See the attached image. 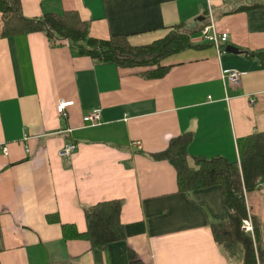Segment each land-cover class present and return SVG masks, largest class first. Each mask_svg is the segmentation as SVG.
Listing matches in <instances>:
<instances>
[{
	"label": "crops",
	"instance_id": "1",
	"mask_svg": "<svg viewBox=\"0 0 264 264\" xmlns=\"http://www.w3.org/2000/svg\"><path fill=\"white\" fill-rule=\"evenodd\" d=\"M245 0H21L25 17L76 12L90 36L127 37L145 46L180 25L210 23L243 53L215 47L167 57L160 78L54 47L44 33L0 39V264H240L219 246L212 225L230 211L223 189L179 191L176 168L154 157L192 135L191 157L241 163L247 137L264 133V10L236 13ZM205 26V27H206ZM196 45H208L201 34ZM225 49V47H224ZM226 70L243 74L240 85ZM60 101L74 102L63 117ZM100 111L97 126L85 117ZM76 151L67 158V144ZM135 143H140L138 149ZM7 149V153L4 152ZM122 201L125 241L107 250L65 240L63 225L85 233L84 211ZM264 232V188L247 196Z\"/></svg>",
	"mask_w": 264,
	"mask_h": 264
},
{
	"label": "trees",
	"instance_id": "2",
	"mask_svg": "<svg viewBox=\"0 0 264 264\" xmlns=\"http://www.w3.org/2000/svg\"><path fill=\"white\" fill-rule=\"evenodd\" d=\"M236 13L263 9L264 0H245ZM206 26V25H205ZM191 30L186 25L175 27L169 34L152 44L133 46L127 37L113 36L108 40L90 36V23L83 21L76 12L48 13L41 17L24 16L21 0H0V39L33 33H44L52 46L65 43L80 56L90 57L102 64H115L121 68H148L147 77H163L168 68L161 65L167 57L186 50L201 49L192 38L205 28ZM226 47V46H225ZM223 51V50H222ZM250 58L264 63V50L245 52ZM192 135L173 139L162 153L154 155L169 161L177 170L179 191L192 192L220 186L230 211L227 219L212 225L216 243L240 264H264V232L260 217L249 210L247 196L260 190L264 181V133L247 137L241 163L224 157H191L188 147ZM123 202H101L84 211L87 224L85 233L74 225H63L65 240L84 239L94 249L105 251L110 246L125 241V226L121 222ZM251 220L254 238L243 231L245 221ZM120 264H142L135 253L128 249L121 255Z\"/></svg>",
	"mask_w": 264,
	"mask_h": 264
},
{
	"label": "built area",
	"instance_id": "3",
	"mask_svg": "<svg viewBox=\"0 0 264 264\" xmlns=\"http://www.w3.org/2000/svg\"><path fill=\"white\" fill-rule=\"evenodd\" d=\"M209 19H210L209 25L206 26L201 32L202 39L204 42L211 44L213 47H215L218 51H220L221 54H224L225 53L224 47L228 42V35L227 33L218 32L214 22L213 13L211 10H209ZM242 76L243 74L236 70H226L223 72L222 75L224 80H228L233 85H240L242 82ZM73 105L74 102L60 101L57 105V111L59 115L63 117H67L68 116L67 109ZM84 120L85 122L90 123L92 126L99 125L101 121L100 111H94L90 115L86 116ZM135 146L138 149L142 148L140 143H135ZM76 149H77L76 145L69 143L65 146V148L61 152V156L64 158L70 157L76 151ZM3 150L5 153H7L6 148H4ZM259 188L260 189L264 188V181L260 183ZM242 229L245 233L250 234L254 238V228L252 221L250 219L244 222ZM256 256H257V264H260L258 261V255Z\"/></svg>",
	"mask_w": 264,
	"mask_h": 264
},
{
	"label": "water",
	"instance_id": "4",
	"mask_svg": "<svg viewBox=\"0 0 264 264\" xmlns=\"http://www.w3.org/2000/svg\"><path fill=\"white\" fill-rule=\"evenodd\" d=\"M225 53L233 54V55H240L243 52L237 47H234V46H231V45H227L225 47Z\"/></svg>",
	"mask_w": 264,
	"mask_h": 264
}]
</instances>
